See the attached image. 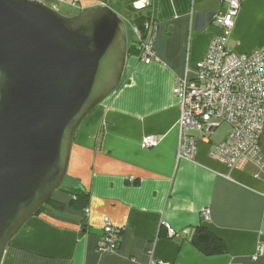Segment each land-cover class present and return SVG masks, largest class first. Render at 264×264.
Here are the masks:
<instances>
[{"label":"crops","instance_id":"obj_1","mask_svg":"<svg viewBox=\"0 0 264 264\" xmlns=\"http://www.w3.org/2000/svg\"><path fill=\"white\" fill-rule=\"evenodd\" d=\"M153 3L157 61L145 63L136 51L129 53L122 84L75 135L63 186L13 238L2 264H150L154 257L176 264H264V169L252 162L230 168L210 156L209 149L230 132L225 124L207 137L189 130L199 138L196 158L178 154L181 110L174 83L195 74L221 32L208 17L224 13V4ZM46 4L58 11L97 5L132 9L128 0ZM239 11L228 47L238 54L264 47V0H243ZM131 44L137 45L136 39ZM149 134L157 135V145L145 148ZM260 139L264 155V130ZM69 189L88 194L86 208L71 204ZM106 217L121 234L118 248L103 252L98 245ZM199 226L224 241L226 251L207 255L197 247Z\"/></svg>","mask_w":264,"mask_h":264},{"label":"water","instance_id":"obj_2","mask_svg":"<svg viewBox=\"0 0 264 264\" xmlns=\"http://www.w3.org/2000/svg\"><path fill=\"white\" fill-rule=\"evenodd\" d=\"M129 41L109 5L65 15L0 0V264L63 186L78 129L123 82Z\"/></svg>","mask_w":264,"mask_h":264},{"label":"built area","instance_id":"obj_3","mask_svg":"<svg viewBox=\"0 0 264 264\" xmlns=\"http://www.w3.org/2000/svg\"><path fill=\"white\" fill-rule=\"evenodd\" d=\"M36 1L46 3V0ZM128 1L138 12L151 9L143 29L134 23H129V28L137 42L138 58L145 63L157 61L154 45L158 22L153 0ZM242 1L222 0L224 13L209 15L208 20L218 25L221 32L210 42L207 54L198 63L193 77L186 74L174 83V94L179 98L181 110L178 154L182 159L196 158L199 138L191 135L189 130L196 129L207 137L222 124H227L229 134L209 149L210 156L230 168H242L247 162H252L264 169L260 139L264 130V47L239 54L228 47ZM72 5L77 6V3L72 2ZM157 141V135L149 134L142 144L149 148L156 146ZM204 212L208 220L210 212ZM103 228L98 249L103 252L116 250L120 241L119 229L112 225L108 217ZM167 228L169 235H175L169 225ZM150 261V264H176L155 257Z\"/></svg>","mask_w":264,"mask_h":264},{"label":"trees","instance_id":"obj_4","mask_svg":"<svg viewBox=\"0 0 264 264\" xmlns=\"http://www.w3.org/2000/svg\"><path fill=\"white\" fill-rule=\"evenodd\" d=\"M125 13H127V17L129 19V22H127L128 19L126 20V22H127L129 39H130L131 32L129 28V25H130L129 23H134L135 25L143 29L144 20L149 16V14H151V10L144 11L143 13V12L136 11L132 7V9H129L128 12H125ZM128 51L129 53H133V51H136L137 53H139L137 51V45L131 44V39L129 41ZM67 192H69L72 197L71 198L72 205H76L77 207L85 206L86 208V205L88 202V194L78 189H69ZM51 201L52 199L49 202ZM118 234L120 236L121 230L118 231ZM193 242L195 243L197 247L201 248V250L207 255L224 253L227 249L224 241H222L218 236L210 232L205 226H199L197 232L194 235Z\"/></svg>","mask_w":264,"mask_h":264},{"label":"rangeland","instance_id":"obj_5","mask_svg":"<svg viewBox=\"0 0 264 264\" xmlns=\"http://www.w3.org/2000/svg\"><path fill=\"white\" fill-rule=\"evenodd\" d=\"M114 9L121 15V16H123L124 18H125V21L128 19V17H127V13H124L125 11L124 10H121V9H119V8H117V7H114ZM59 12L60 13H62V14H65V15H76V14H78L79 12H81V10L80 9H78V8H76V9H74V8H60V10H59ZM127 23V22H126ZM130 32H131V29H130ZM130 39H131V43L133 42V37H132V35H130ZM227 124H225V126H223V127H229V126H226Z\"/></svg>","mask_w":264,"mask_h":264}]
</instances>
